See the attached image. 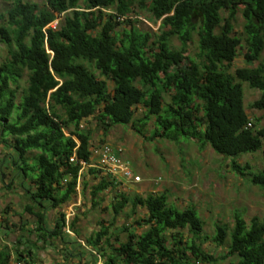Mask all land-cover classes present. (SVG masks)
Instances as JSON below:
<instances>
[{"label":"trees","instance_id":"1","mask_svg":"<svg viewBox=\"0 0 264 264\" xmlns=\"http://www.w3.org/2000/svg\"><path fill=\"white\" fill-rule=\"evenodd\" d=\"M8 1L11 7L0 12V42L8 53L0 65V137L22 180L31 182L27 193L34 206L26 211L36 219L39 240H65L68 229H75L65 213L53 227L47 216L78 193L81 165L70 159L90 162L93 134L82 127L90 119L104 136L121 125L141 137L155 119L152 139L191 141L200 151L209 146L224 158L262 151L264 164V126L246 110L243 90L247 84L260 91L253 108L264 110V0H45L43 8L27 0ZM137 3L160 22L159 32L134 25ZM238 14L243 37L235 33ZM124 24L129 27L121 29ZM195 36L198 53L191 58ZM244 49L246 66L233 73ZM26 72L28 84L21 90ZM139 107L142 117H136ZM235 159L233 172L247 174L252 185L264 189V169L254 172ZM87 172L99 179L91 192L94 205L101 194L120 186L95 168ZM116 198L111 206L116 216L128 207L133 215L138 209L146 215L122 229L125 242L102 221L100 231L87 239L100 252L96 264L100 258L103 264L218 262L195 242L204 223L194 208L180 210L164 193ZM227 237L228 254L237 256L238 264H264V218L248 223L237 214L231 232L217 226L214 242L222 247ZM17 256L22 262L18 249ZM11 261L10 251L0 252V264Z\"/></svg>","mask_w":264,"mask_h":264},{"label":"rangeland","instance_id":"2","mask_svg":"<svg viewBox=\"0 0 264 264\" xmlns=\"http://www.w3.org/2000/svg\"><path fill=\"white\" fill-rule=\"evenodd\" d=\"M27 1L40 8L45 5V0ZM10 7V1L0 0L1 13H5ZM63 18L54 22L53 26ZM132 19L141 31L159 32L160 22L148 10H142L138 3L134 6ZM124 27L129 26L124 24L121 29ZM243 30L244 20L238 14L235 21L236 35L243 37ZM194 42L188 53L191 58H195L198 53L196 36ZM173 45L179 47L180 43L175 39ZM245 51H239L233 64V73L246 66L243 58ZM7 57V48L0 42V65ZM27 84L26 72L20 82L21 90ZM109 86L111 88L112 84L109 83ZM243 90L246 110L251 118L261 119L259 127L264 126V110L253 108L261 98V92L251 89L247 84L243 85ZM168 100L167 97L166 101ZM143 109L139 107L136 117H142ZM82 127L92 130L95 147L108 144L121 151L122 159L128 161L135 173L141 177L140 184H122L117 190L106 191L97 199V205H94L91 192L99 179L85 171L80 178L76 197L61 209H51L47 216L48 226L53 227L60 218V213H65L69 223L75 221V229H68L65 240L53 238L44 242L39 240L35 232L36 219L26 211L27 206H34L27 193V189H32L31 182L22 180V174H18L19 169L14 164L15 156L5 147V141L0 137V252H11L10 264H80L81 257L83 264H96L95 256L100 252L89 247L87 239L100 231L102 221L111 227L113 234H119L121 241L125 242L126 234L121 233L122 229L146 215L143 209H138L133 215L132 208L128 207L123 214L116 216L111 206L122 193L129 198H133L135 194L145 197L164 193L168 196L169 203L180 210L194 208L204 223L201 238L195 240L196 244L203 243V249L217 259L216 264H238L239 258L228 254L229 237L222 247L214 242L216 228L220 225L231 232L237 214L242 215L248 223L255 217L263 219L264 189L252 185L247 174L242 176L233 172L231 164L235 157L224 158L209 146L200 151L194 142L187 140L173 143L159 138L152 139V133L156 129L155 119L146 127L145 137L137 135L132 127L121 125L115 126L104 136L103 131L91 123V119L83 123ZM1 129L0 126V131ZM10 140V137L6 138V142ZM96 159L97 156L93 157V161ZM235 161L242 167L250 164L254 172L264 169L262 151L240 156ZM145 230L146 228L139 229L137 232L141 234ZM185 235L187 239L191 238L188 230H185ZM112 238L111 241L114 242V236ZM17 249L24 254L22 262L17 261L20 258L17 256ZM188 255L193 258L191 252ZM103 263V259L97 260V264Z\"/></svg>","mask_w":264,"mask_h":264},{"label":"built area","instance_id":"3","mask_svg":"<svg viewBox=\"0 0 264 264\" xmlns=\"http://www.w3.org/2000/svg\"><path fill=\"white\" fill-rule=\"evenodd\" d=\"M251 123L248 127H251ZM91 160L90 162L79 160L77 157H72L70 163L74 165H81V174L91 168H95L105 176L110 177L113 181L122 184H140L141 177L135 173L131 164L125 161L121 157V151L108 144H103L97 147L91 148ZM97 156V159L93 161V157ZM82 177V176H81ZM66 220L69 223V219L66 216Z\"/></svg>","mask_w":264,"mask_h":264}]
</instances>
